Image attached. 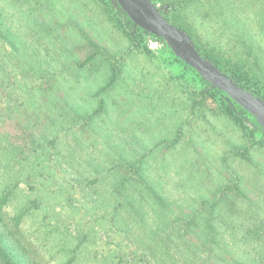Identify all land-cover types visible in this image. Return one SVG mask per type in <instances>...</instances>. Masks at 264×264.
Segmentation results:
<instances>
[{"label":"rangeland","instance_id":"1","mask_svg":"<svg viewBox=\"0 0 264 264\" xmlns=\"http://www.w3.org/2000/svg\"><path fill=\"white\" fill-rule=\"evenodd\" d=\"M218 1L207 13L199 6L195 22L190 17L201 42L224 58L250 52L264 69V0ZM1 22L9 37L24 39L25 76L20 90L12 83L18 73L8 68L13 88L0 86V196L10 194L2 214L12 226V218L28 210L17 235L29 264H64L72 258L73 264H155L146 256L135 211L109 198L116 171L124 173L121 169L137 158H144L149 174L180 205L209 199L236 178L248 203L240 202L241 212L231 221L225 218L220 230L227 233L228 247L249 258L262 253L263 243L229 223H241L248 210L264 219V146H255L247 162L231 151L241 148L239 133L229 120L213 116V104L190 115L194 76L163 58L158 40L146 38L151 55L139 52L95 0H0ZM62 40L74 46L71 53L60 49ZM89 42L122 66L104 97L106 111L94 116L93 129H85L89 140L79 147L73 111L97 108L95 93L107 79L101 59L76 69ZM60 107L59 112L67 111L64 118ZM141 213L145 228L154 229L152 208ZM230 254L236 259L238 253L230 248Z\"/></svg>","mask_w":264,"mask_h":264},{"label":"trees","instance_id":"2","mask_svg":"<svg viewBox=\"0 0 264 264\" xmlns=\"http://www.w3.org/2000/svg\"><path fill=\"white\" fill-rule=\"evenodd\" d=\"M95 1L101 2L103 8L110 15V19L116 22L118 27L125 28L126 35L139 52L151 55L152 52L145 41L147 37L153 38L162 44L160 52L163 58L165 57L171 64L177 62L183 67V71L192 73L194 76L191 78L193 87H191L192 91H190L187 102L189 114L194 115L195 110L198 111L197 109L209 110L208 106L213 104L215 106V110L211 111L213 116L229 120L239 133L241 148L234 146L231 151L240 159L250 162L248 156L250 151L255 146H264V130L256 119L236 103L223 98L219 91L208 84L195 70L175 57L161 38L135 27L124 12L112 4L111 0ZM150 1L159 9L167 22L177 26L190 36L194 47L203 58L210 61L242 89L264 100V69H262L258 57L251 56L248 52L244 58H224L215 49L202 43L195 32L193 21L195 22L197 12L199 14V6L205 13L209 10L213 11L214 6L211 4L213 0ZM193 1L198 4L195 5L197 10L193 6L190 7ZM188 8L190 10L185 11ZM193 8H195V13L194 11L191 12ZM192 14L193 21L190 20ZM2 25L1 22L0 26ZM8 33L7 28H0V57L5 59L0 61V86L3 89L13 88L5 75L6 70L12 68L18 73V80L12 83L18 86L20 90H24V39H12ZM69 45L72 44L62 40L60 49L71 53L74 46ZM88 48L89 52L86 58L79 65L77 64L76 69L82 70L81 67L90 62L92 64L96 59H101L106 65L107 79L95 93V96L99 97L97 108L90 112L89 110L79 112L78 108L73 111L74 123L77 126L75 131L78 132L75 136L76 145L79 147H84V143L89 140L85 129L89 125L93 129L94 122L92 120L94 116L106 111L107 103L104 97L116 85L122 66L119 60H110L108 52L100 49L96 44L89 42ZM36 92L37 95L40 94V91L37 90ZM60 109L62 107L59 108L58 115L64 118L67 111L59 112ZM202 117L206 119L207 115L203 114ZM180 131V129L176 131L177 136L173 138L171 147L175 145ZM92 134L90 136L94 137ZM87 160L92 161L91 158ZM121 170L124 173L119 170L116 171V180L111 186L113 198H109L118 203L117 207L132 208L135 211L134 215L139 219L143 229L141 233L146 236L145 244H148L146 256L150 257L155 264H264V250L255 257L249 258V255H245L240 248H235L232 245L228 247L227 233L220 230L221 222L223 220L225 222V218L228 217L231 221V217L235 218L241 212L236 208L241 204L248 203V198L241 190L236 178L231 179L232 183L228 182L221 188H217L209 199L201 196L186 201L183 203L185 205H180L179 201L181 202V200H170L164 192V187L149 174L150 169H148L144 158L135 159L131 165ZM9 195L6 193L0 196V264H29L28 252H26L28 250L17 235L19 224L23 221L28 210L15 215L9 222L12 226H6L2 210L7 205ZM145 207L152 208L154 212V229L145 228L147 224L141 213ZM258 217V213H251L248 210V212L243 213L241 223H234L233 219L229 224L239 228L245 227L244 237L263 243L264 248V219H257ZM230 248L238 253L236 259L231 256ZM73 260L72 258L64 264H73Z\"/></svg>","mask_w":264,"mask_h":264},{"label":"water","instance_id":"3","mask_svg":"<svg viewBox=\"0 0 264 264\" xmlns=\"http://www.w3.org/2000/svg\"><path fill=\"white\" fill-rule=\"evenodd\" d=\"M125 13L135 27L161 38L175 57L195 70L220 95L250 113L264 130V100L242 89L222 73L210 61L203 58L190 36L177 26L167 22L150 0H111Z\"/></svg>","mask_w":264,"mask_h":264}]
</instances>
